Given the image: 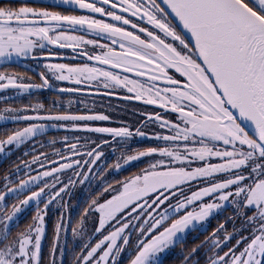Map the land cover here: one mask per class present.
Returning a JSON list of instances; mask_svg holds the SVG:
<instances>
[{"label": "snow or ice", "instance_id": "obj_1", "mask_svg": "<svg viewBox=\"0 0 264 264\" xmlns=\"http://www.w3.org/2000/svg\"><path fill=\"white\" fill-rule=\"evenodd\" d=\"M62 4L76 10L61 11L48 0H0V90L7 92L0 121H31L7 130L0 152L36 143L48 128L101 137L98 143L87 136L50 139L43 145L49 153L30 157L41 171L29 175L13 164L19 175L3 174L0 264H65L66 247L69 264H120L123 254L126 264H165L177 245L181 264H264V0ZM73 57L82 62H57ZM29 60L43 69H37L40 83L9 70L21 62L30 68ZM50 78L74 82L72 92L124 96L160 110L141 111L144 119L134 128L111 127L98 123L113 119L104 111H53L58 101L46 108L39 98L19 102L34 89H55ZM149 125L155 127L142 130ZM104 134L113 148L117 137L121 145L134 136L149 144L108 163ZM97 175L103 179L83 208L87 215L73 222L61 213L44 252L49 204ZM30 201L36 214L14 231ZM222 205L232 208L231 229L220 222L185 247V229ZM89 216L95 220L86 232ZM69 233L81 237L75 248L67 244Z\"/></svg>", "mask_w": 264, "mask_h": 264}, {"label": "flooded vegetation", "instance_id": "obj_2", "mask_svg": "<svg viewBox=\"0 0 264 264\" xmlns=\"http://www.w3.org/2000/svg\"><path fill=\"white\" fill-rule=\"evenodd\" d=\"M56 0H48L49 6L56 5L58 6L59 10L61 11H75L76 9L71 5H63L55 2ZM70 52V50H69ZM57 62H82L80 59H76L75 57L71 59H64L62 61ZM29 65H32L31 68H25L17 65H10L9 70L15 69L18 72L25 73L27 76H30L35 83H40V77L37 74V69L39 68L33 61H27ZM39 70H43L39 68ZM50 83L56 85V88L53 89L52 87L48 88H41V89H34L32 90L31 94H24L19 97L20 103H27L30 100L36 101L37 98L41 102H43L46 106L53 105L54 102L58 101V107H53L51 110L53 111H86V110H95V111H104L105 114L111 116L113 119L111 121H103L98 123H103L106 126L111 127H120V126H131L136 127L137 123L140 120H143L144 117L141 114V111H152V110H160L158 106L147 105L141 101H131L126 100L124 96H108L105 93H97L93 91L91 94L89 93H80V92H72L71 89H75L78 87L72 81H55L50 78ZM10 91V90H9ZM6 103V102H5ZM16 106L18 103L13 101ZM20 115H23L20 114ZM31 122V121H3L1 124L0 135H4L7 130L13 129L17 125L23 126L24 123ZM43 123H60L58 121H41ZM154 125H149L148 128H143V131H149L151 128H154ZM64 136H76L83 138L85 136L89 137L91 140L99 142L101 134L97 133H90L85 132L82 130H65L61 129H54L45 131L44 134L35 137L36 143L33 142V139H29L24 142V145L21 147L16 148L13 152L9 153L7 157H5L4 169L6 172L14 173V169L12 167L13 164L22 167L21 161L27 163L30 161V157L35 155L36 152L43 151L45 153H49L50 149L48 147L43 146L46 141L50 139H56L59 141L60 138ZM103 139L108 140L109 143L107 146L101 145V150L103 152L102 158L106 159L108 163L115 161L119 158L121 152L127 153L129 149H135L137 146H147L149 144V140L146 137H137L134 136L130 140H128L125 144L121 145L119 142V138H116V145L113 148L112 141L107 134L103 135ZM34 145L33 152L28 151V147ZM94 146V145H93ZM55 147L60 148V143H56ZM20 149L21 155L19 157H12V154L15 151ZM54 159V158H53ZM98 158L97 162L99 163ZM18 162V163H17ZM34 165V164H32ZM143 165H137V167H142ZM127 167V166H125ZM23 168V167H22ZM32 171H29L28 174L32 175L35 172L39 171V168H34L31 166ZM136 167L128 168V171H135ZM96 168L95 165L92 167V172H95ZM113 169L109 168L108 172H112ZM16 174V173H14ZM121 175H127L128 172H121ZM19 175V173H18ZM70 175V173H68ZM105 175L107 176L108 173L106 172ZM22 178V177H21ZM119 178V177H116ZM103 178L100 176H96L94 179L85 180L82 183H76L73 186H70V191H66V194H63L62 197H58L55 201L51 202L49 205L52 206L48 208V216L51 222V226L53 228L55 222L61 217V213L64 214L65 217L71 218L73 222H76L81 218L83 214V208L88 206V202L95 196L96 191H98V184L100 180ZM205 200L208 197L204 198ZM40 207H43L40 205ZM35 208H31L30 211H26L25 214L22 216V220L20 224L27 225V222L32 219L35 215ZM221 217H219V215ZM232 215V208L231 207H224L223 211L216 210L214 214L206 217L203 221H196L194 224L189 225L185 229V233L190 235L189 238L191 241L188 242L189 239H185L184 246L191 247L194 244H199L200 241L204 239L209 233H211L213 228H216L218 223L223 222L225 227L229 230V222L226 219ZM89 219H95L92 216L88 217ZM56 220V221H55ZM206 223V224H205ZM203 229L201 230V226L204 225ZM89 231L93 230L92 227H87ZM52 230V229H51ZM193 234H196L195 238H193ZM188 242V243H187ZM70 261V260H69ZM165 264H181V256H180V245H177L176 248L168 254L167 259L165 260Z\"/></svg>", "mask_w": 264, "mask_h": 264}, {"label": "rangeland", "instance_id": "obj_3", "mask_svg": "<svg viewBox=\"0 0 264 264\" xmlns=\"http://www.w3.org/2000/svg\"><path fill=\"white\" fill-rule=\"evenodd\" d=\"M55 2H57V3H59V4H62V0H56ZM5 95H7V92H5V91H3V90H0V98L4 97ZM5 102H6V101H2V100H0V108H2V107L4 106V103H5ZM20 114H22V113H20ZM6 115H7V113H6ZM2 123H3V121H0V129H1V124H2ZM2 137H3V135H0V138H2ZM22 145H24V142H23L22 144L18 145V146L7 145L6 148H5V151H4V152H0V183H2V176H3V174H4V171H3V168H4L3 161H4L5 157H7V156L9 155V153L13 152L16 148L21 147ZM34 147H35L34 145L29 146V147H28V151L33 152V148H34ZM9 148L12 149L11 152H8V149H9ZM41 163H43V160H41ZM24 164H29V162L24 163ZM31 166L34 167L35 169L38 168L35 164H34V165L29 164V167H30V168H31ZM22 167H23V165H22ZM22 167H21V169H22L23 172H27V173L29 172V168H24V167L22 168ZM39 171H41L40 168H39ZM14 173H15V172H14ZM15 175H18V173H16ZM33 190H35V189H33ZM24 195H27V193H24ZM40 205L43 206V201H41ZM50 207H52V206L49 205L48 208H50ZM31 208H35V209L37 208V204H36L35 201H30L27 205L22 206V209H21V211L18 213V216H17L18 224L16 225V228L14 229V231L20 230L22 227L25 226V225H23V224H20V223H21V220H22V216L25 214L26 211H30ZM223 208H224V206L222 205V209H223ZM220 211H221V210H220ZM34 212H35V214H36V210H35ZM47 212H48V209H47ZM47 212H46V215H45V221H46V233H45V235H44V237H43V239H42V250H43L44 252H47V250H48V245L51 243V236H52V230H53V228H52V226H51V222H52V221H50ZM221 212H222V211H221ZM221 215H222V214H220L219 217H221ZM94 220H95V219H89V220L86 221V232H91V231H89V230L87 229V227H89V226L92 227V225L94 224ZM55 221H56V220H55ZM30 222H31V220L28 221L27 224L30 223ZM236 223H237V225H238V224H239V221L237 220ZM205 224H206V223H205ZM205 224L201 226V230L203 229V227L205 226ZM229 227H232L231 223L229 224ZM51 229H52V230H51ZM230 229H231V228H230ZM102 231H103V230H102ZM194 235H196V234H193V236H194ZM190 237H191L190 235H188L187 233H184V243H185V239H186V238L189 239ZM195 237H196V236H194L193 238H195ZM189 241H191V240L189 239L188 242H189ZM80 242H82V241H81V237L77 236V237L73 238L72 235H71V233H69V235H68V239H67V244H68V245H72L73 248H75L76 245H77L78 243H80ZM83 242H86V238H85V241H83ZM188 242H187V243H188ZM71 256H72V253L69 252V251H67V247H66L64 261L66 262L67 260H70V259H71ZM126 259H127V254H123V255H122V258H121V262H120V264H126Z\"/></svg>", "mask_w": 264, "mask_h": 264}, {"label": "trees", "instance_id": "obj_4", "mask_svg": "<svg viewBox=\"0 0 264 264\" xmlns=\"http://www.w3.org/2000/svg\"><path fill=\"white\" fill-rule=\"evenodd\" d=\"M21 155V152H20V149L18 150V151H15L13 154H12V157H14V158H16V157H19ZM18 163V162H17ZM3 165H4V163H3ZM5 167V166H4ZM3 171H4V173L6 172V170L3 168ZM65 264H69V260H67L66 262H65Z\"/></svg>", "mask_w": 264, "mask_h": 264}, {"label": "water", "instance_id": "obj_5", "mask_svg": "<svg viewBox=\"0 0 264 264\" xmlns=\"http://www.w3.org/2000/svg\"><path fill=\"white\" fill-rule=\"evenodd\" d=\"M23 63H24V62H21L20 64H12V65H17V66H21V67H23V66H22ZM30 69L33 70V68H31V67H30ZM51 129H52V128H48L46 131L51 130Z\"/></svg>", "mask_w": 264, "mask_h": 264}]
</instances>
